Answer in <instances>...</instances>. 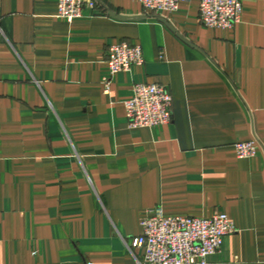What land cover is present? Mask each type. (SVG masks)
<instances>
[{
	"label": "crops",
	"instance_id": "obj_1",
	"mask_svg": "<svg viewBox=\"0 0 264 264\" xmlns=\"http://www.w3.org/2000/svg\"><path fill=\"white\" fill-rule=\"evenodd\" d=\"M95 1L69 23L60 0H0V264H138L127 245L157 208L226 214L237 232L208 264H264V0L233 29L204 27L198 0ZM122 42L145 64L106 93ZM136 84L169 90L172 123L129 127Z\"/></svg>",
	"mask_w": 264,
	"mask_h": 264
},
{
	"label": "built area",
	"instance_id": "obj_2",
	"mask_svg": "<svg viewBox=\"0 0 264 264\" xmlns=\"http://www.w3.org/2000/svg\"><path fill=\"white\" fill-rule=\"evenodd\" d=\"M152 13H175L182 3L194 0H137ZM200 22L209 29H233L242 20L241 0H198ZM95 0H60L59 17L69 23L87 18L85 10H94ZM109 76L104 79L106 93L111 80L120 73L145 64L140 45L122 42L108 48ZM131 129L153 128L173 122V97L169 90L157 84H136L132 97L125 103ZM237 157L252 159L257 155L255 141L238 142ZM142 233L127 245L137 256L138 264H208L217 254L224 237L235 234L237 227L226 214H217L211 219L194 217H167L161 208L150 212L141 222Z\"/></svg>",
	"mask_w": 264,
	"mask_h": 264
}]
</instances>
